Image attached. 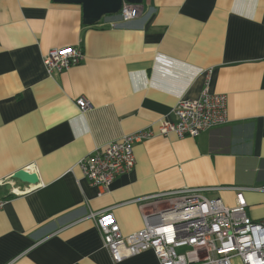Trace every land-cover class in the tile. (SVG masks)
Segmentation results:
<instances>
[{
  "label": "crops",
  "instance_id": "1",
  "mask_svg": "<svg viewBox=\"0 0 264 264\" xmlns=\"http://www.w3.org/2000/svg\"><path fill=\"white\" fill-rule=\"evenodd\" d=\"M141 5L129 22L84 25L78 4L0 0V264H159L152 250L113 261L89 215L109 210L128 235L143 227L146 195L217 188L206 194L233 205L231 187L264 185V0ZM69 46L83 61L49 76L44 55ZM205 86L226 95L227 122L195 138L157 135ZM141 129L155 135L99 196L79 160ZM29 168L36 184L12 178ZM244 196L263 219L264 192Z\"/></svg>",
  "mask_w": 264,
  "mask_h": 264
},
{
  "label": "built area",
  "instance_id": "2",
  "mask_svg": "<svg viewBox=\"0 0 264 264\" xmlns=\"http://www.w3.org/2000/svg\"><path fill=\"white\" fill-rule=\"evenodd\" d=\"M141 12V4L123 1L116 15L126 23ZM83 59L82 51L76 47L53 48L44 55L43 65L46 73L53 76L79 65ZM77 105L85 110L89 103L79 98ZM173 114V121H159L157 135L173 133L178 138H195L227 122V98L205 86L198 98L180 99ZM154 135L141 129L98 147L79 160L83 176L98 188L99 196L109 192L117 175L133 169L134 145ZM231 189L233 205L207 195V191L217 190L208 187H185L141 197L137 202L143 227L128 235L121 233L109 210L91 213L89 217L115 262L152 250L159 264H264V218L253 220L247 215L244 196L246 190L264 192V185ZM24 192L11 189L13 194ZM4 201L0 197V207Z\"/></svg>",
  "mask_w": 264,
  "mask_h": 264
},
{
  "label": "water",
  "instance_id": "3",
  "mask_svg": "<svg viewBox=\"0 0 264 264\" xmlns=\"http://www.w3.org/2000/svg\"><path fill=\"white\" fill-rule=\"evenodd\" d=\"M59 3L78 4L81 6L82 23L94 25L104 16L118 13L123 1L142 4L143 0H54ZM12 178L23 183L36 184L38 181L33 169H22L13 173Z\"/></svg>",
  "mask_w": 264,
  "mask_h": 264
},
{
  "label": "rangeland",
  "instance_id": "4",
  "mask_svg": "<svg viewBox=\"0 0 264 264\" xmlns=\"http://www.w3.org/2000/svg\"><path fill=\"white\" fill-rule=\"evenodd\" d=\"M227 204V203H226Z\"/></svg>",
  "mask_w": 264,
  "mask_h": 264
}]
</instances>
